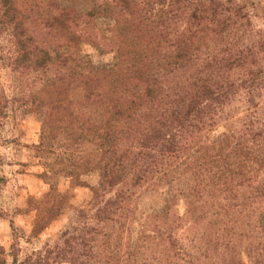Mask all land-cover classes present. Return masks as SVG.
Returning a JSON list of instances; mask_svg holds the SVG:
<instances>
[{
    "label": "rangeland",
    "instance_id": "rangeland-1",
    "mask_svg": "<svg viewBox=\"0 0 264 264\" xmlns=\"http://www.w3.org/2000/svg\"><path fill=\"white\" fill-rule=\"evenodd\" d=\"M93 1L16 0L26 35L32 39L33 62L28 68L12 64L11 38L0 25V264H185L178 260L175 239L186 237L201 245L213 225L207 219L210 216L193 225L187 198L181 196L168 211V223L160 219L150 223L149 215L167 203L168 182L158 188L142 183L131 190L117 185L107 193L100 187L108 157L99 152L90 131L96 106L78 102L71 75L74 81L90 68L115 64L119 42L113 45L107 38L127 35V23L111 26V18H89L86 13ZM188 1L198 3L193 7L197 20L180 15L177 22L162 23L148 32L169 35L162 39L164 51H180L187 38L192 66L232 67L229 81L252 85L235 91L227 101L214 128L216 134H237L244 129L246 117L264 123V75L249 79L246 72L264 70V0ZM63 7L71 8L80 19L73 31L81 40L70 49L45 24ZM64 54L66 63L55 62ZM60 99L64 102L57 105ZM257 175L264 178L261 172ZM174 183V188L186 184ZM236 189L237 196L249 194L247 186ZM126 191L133 196L122 214L97 213L113 195ZM214 201L201 204L208 215L219 212L212 207ZM259 203L250 200L248 216L234 212V217L254 224L264 214ZM239 247L237 257L250 264L247 244L239 243Z\"/></svg>",
    "mask_w": 264,
    "mask_h": 264
},
{
    "label": "trees",
    "instance_id": "trees-1",
    "mask_svg": "<svg viewBox=\"0 0 264 264\" xmlns=\"http://www.w3.org/2000/svg\"><path fill=\"white\" fill-rule=\"evenodd\" d=\"M194 4L188 0H94L86 15L91 19L111 18V26L127 23V35L107 38L113 45L119 42L115 64L90 68L87 73H80L75 82L72 74V84L80 96L79 103L96 106L90 131L96 137L99 152L108 157L100 186L104 192L117 185L131 190L142 183L158 188L168 182L167 203L160 212L149 215L150 223L157 219L168 223V211L181 196L187 198L193 225L207 216L213 224L201 245L186 237L175 239L178 260L185 264H246L237 257L239 243L245 242L250 264H264V214L254 224L234 217V212L248 216L246 206L250 200L258 199L264 209V178L257 175L264 174V123L246 117L244 129L237 134L219 136L214 129L230 97L251 84L229 81L232 67L192 66L187 38L181 42L180 51H164L162 39L169 35L162 37L166 32L158 36L152 32L162 23L177 22L180 15L197 20L193 7L198 3ZM63 8L61 13L48 17L45 24L58 32L70 49L81 40L80 34L73 31L80 19L71 8ZM0 25L11 38L12 64L28 68L33 62L32 39L26 35L16 0H0ZM148 28L152 29L151 34ZM173 44L170 41V46ZM65 55L58 56L55 62L66 63ZM35 63L40 64L39 60ZM246 72L249 79L264 75V70ZM62 80H58L60 85H64ZM63 102L60 99L57 105ZM254 124L261 128L255 129ZM82 127L83 124L78 130ZM174 181L186 182L185 187L174 188ZM241 186L248 187V195H236L235 188ZM131 196L128 191L113 195L97 213L122 214ZM213 200L217 201L212 207L219 212L208 215L201 204ZM170 245L174 246L172 242Z\"/></svg>",
    "mask_w": 264,
    "mask_h": 264
}]
</instances>
